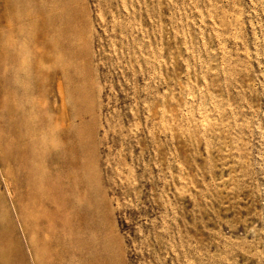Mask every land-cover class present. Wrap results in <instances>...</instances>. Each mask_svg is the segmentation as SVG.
Returning <instances> with one entry per match:
<instances>
[{
  "label": "rangeland",
  "instance_id": "1",
  "mask_svg": "<svg viewBox=\"0 0 264 264\" xmlns=\"http://www.w3.org/2000/svg\"><path fill=\"white\" fill-rule=\"evenodd\" d=\"M56 122L88 165L80 260L44 253L11 136L43 170ZM0 146L8 264H264V0H0Z\"/></svg>",
  "mask_w": 264,
  "mask_h": 264
},
{
  "label": "bare ground",
  "instance_id": "2",
  "mask_svg": "<svg viewBox=\"0 0 264 264\" xmlns=\"http://www.w3.org/2000/svg\"><path fill=\"white\" fill-rule=\"evenodd\" d=\"M67 12L66 7H63V18ZM63 32H66V29H63ZM39 37L44 48L41 59L47 61L50 59L49 52L53 46L50 40V19L47 11L43 13ZM60 89L61 97L64 98V93L62 94ZM72 91L70 101L74 103L78 99V94ZM70 117L72 120L75 118L74 115ZM63 120V124L68 127L65 111ZM52 131L55 140L51 139L48 142L49 151L52 153L43 158V170L30 166V163L38 160L39 157L34 152L32 154L34 141L27 125L14 126L11 136L17 150L18 161L22 164L26 180L28 178L26 197L30 202V216L37 225L35 233L37 236L39 230L46 233L43 245L47 250L44 253L52 252V255H55L53 258L61 255L66 257L67 247L71 246L70 254L80 260L88 254L82 234L86 236L91 228L86 177L88 165L83 160L85 153L83 143L79 138H75L73 126L66 129L56 122ZM75 135L77 136V133ZM0 158L2 159V155ZM78 158L82 161H77ZM75 191L77 202H74L73 198ZM1 249L0 261L2 264H8L11 250L4 239ZM86 258L96 263L99 260L91 255ZM53 263L58 264L59 261Z\"/></svg>",
  "mask_w": 264,
  "mask_h": 264
}]
</instances>
